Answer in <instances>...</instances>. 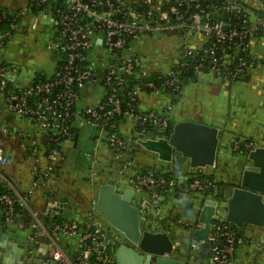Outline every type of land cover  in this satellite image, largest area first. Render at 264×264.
I'll use <instances>...</instances> for the list:
<instances>
[{
  "label": "built area",
  "instance_id": "2783aa9c",
  "mask_svg": "<svg viewBox=\"0 0 264 264\" xmlns=\"http://www.w3.org/2000/svg\"><path fill=\"white\" fill-rule=\"evenodd\" d=\"M30 6L52 10L59 35L48 49L58 54L60 61L51 77L33 79L22 86L10 79V67L0 63V92L5 103L16 116L30 120L35 127L24 135L33 143H18L22 156L32 163L33 180L27 192L15 188L4 175L2 169L12 154L0 150V178L10 186L6 191L0 189V207H5V216L13 221L15 203L31 210L29 199L37 190L45 199L40 216L32 211L35 221L29 227L33 236L27 264H35L42 243L57 264H116V246L111 239L113 233L110 234L115 229L94 209L82 222L46 223L43 218L51 216L58 207L54 194L60 180L59 164L66 160V150L73 149L81 123L87 122L96 131L97 147L102 143L108 146L118 175L128 177L134 194L140 195V208L146 219L149 197L154 202L160 190L175 187L177 181L154 177L137 165L135 146L141 140L165 138L172 128V102L160 110L142 109V90L149 88L155 95L174 94L180 91L185 72L196 77L211 72L231 81L247 78L258 58L253 39L264 34V0H31ZM30 6L15 14L9 29L0 30V47L11 39L18 28L16 19L28 15ZM2 19L0 15V22ZM152 34H173L181 41L179 58L158 80L139 77V68L143 75L148 71L143 66V56L133 48L134 41ZM199 35L204 38L200 46L188 42L187 37ZM89 87L99 93L88 102L82 101L83 92ZM127 121L136 123L130 138L121 130ZM3 131L11 134L7 128ZM247 146L250 151L259 144L253 141ZM238 147L239 142L234 149ZM99 164L94 150L89 181H99ZM197 170L202 172V168ZM214 186L215 180L209 177L195 179L190 182L189 191L193 196V192L205 193ZM238 229L232 223L214 221L209 239L193 246L211 264H233L237 248L248 241ZM62 236L77 240L78 249L72 256L60 245Z\"/></svg>",
  "mask_w": 264,
  "mask_h": 264
},
{
  "label": "crops",
  "instance_id": "0c3cea01",
  "mask_svg": "<svg viewBox=\"0 0 264 264\" xmlns=\"http://www.w3.org/2000/svg\"><path fill=\"white\" fill-rule=\"evenodd\" d=\"M30 2L31 0H0V6L10 12H17L28 6ZM55 21L51 9L42 7L36 13L31 10L18 23L15 32L19 35L12 36L4 47H0V56L10 64V79L16 85H26L33 79L48 78L54 74L60 56L50 52L48 44L57 39L59 35V27ZM39 28L42 30L37 31ZM187 40L194 46L204 43V38L200 35L196 38L187 37ZM180 46L181 41L173 34L146 35L133 42L135 51H142L140 54L143 56V66L148 72L169 71L179 58ZM45 50L50 52L54 62V71L50 75L43 68L44 61L48 59ZM253 51L257 54V62L249 71L247 80H242V83L206 72L196 78L187 79L180 91L174 94L155 95L143 92L140 96L141 108L145 110H160L167 102H172L173 110L170 114L172 123L189 120L220 129L221 140L215 167L202 168L201 173L211 174L218 184L221 183L224 186L225 197L232 190V185L237 183L240 168L246 164V156L236 153L234 145L242 140H254L259 145L264 144V34L253 39ZM93 93L97 95L99 90L92 87L85 89L82 101L88 102L96 97L90 95ZM135 127L134 121H127L122 125L121 130L127 138H130L134 134ZM4 128L10 130L11 134L5 133ZM33 130L35 127L30 120L16 116L9 109L0 92V150L12 154L10 162L3 167L2 171L9 182L21 192L29 190L33 174L31 160L22 156L18 150V143L20 140H25L27 144L33 143L31 139L28 141L24 138L25 134ZM35 140L37 144L40 143L39 139ZM88 140L90 144V150H87L88 162H91V155L94 150H97L101 164L107 168L106 171L108 173L117 171V164L108 146L102 143L97 147L94 137ZM73 149L66 150V160L59 164L60 180L54 194L56 203L62 199L65 200V205L62 206L63 213L54 210L51 216L43 217L47 222H50V218L57 220L59 217L82 222L93 209V201L97 196L93 197L90 194L96 191L101 180L91 182L88 180V175L73 171V158L78 155L73 154ZM133 153L141 170L146 169L147 172H151L161 169L162 172H170L175 177L177 176L179 190L174 187L167 190L162 189L155 201L148 204L150 208L148 217L152 216L155 224L163 223L170 233L176 247L175 257L184 260L185 264H211L207 257L201 255L199 248L193 246L192 242L191 224L197 217L195 212L202 198L200 195L203 193L193 192L192 196L189 190L180 188L184 181L192 177L193 168H190L188 163L175 168L174 163L161 161L157 154L146 150L141 145L135 146ZM75 163L80 162L75 161ZM77 166L80 167V164ZM102 178L104 182L116 184L120 191L132 188L126 176L120 177L118 174H112V176H102ZM3 181L10 188L9 183ZM206 197L213 198L210 195ZM88 200L90 204H87ZM188 202H193L195 209L188 210L184 216L183 210ZM29 204L31 210L25 207L26 213L22 214L16 222L6 219L0 207V231L4 223L8 224L9 228L22 226L26 229L30 227L35 221L32 211L40 216L45 208V199L39 190L33 192ZM220 205L223 207L226 201L221 202ZM145 221V223L150 222L149 219ZM110 232V234L114 233L112 230ZM243 235L248 241L237 248L233 264H264V227L246 225L243 228ZM60 245L71 256L78 249L75 238L62 236ZM46 254L48 255V252Z\"/></svg>",
  "mask_w": 264,
  "mask_h": 264
},
{
  "label": "water",
  "instance_id": "95a60500",
  "mask_svg": "<svg viewBox=\"0 0 264 264\" xmlns=\"http://www.w3.org/2000/svg\"><path fill=\"white\" fill-rule=\"evenodd\" d=\"M171 125L165 138L141 140L140 145L157 154L161 161L174 163L175 168L186 163L193 169L216 164L221 140L218 127L189 120ZM79 137L80 133H76L74 147H77ZM247 163L249 167L244 165L240 168L237 183L232 185L226 197V205L222 207L220 203L223 201L205 197L191 224L193 245L209 239L213 222L217 220L232 223L239 229L246 225L264 227V144L248 152ZM134 193L132 188L120 191L116 184L106 181L98 186L97 197L93 201V209L115 229L111 239L116 246V264H185L184 260L175 257L176 247L163 223H150L149 217H143L140 206L134 201ZM64 202V199L58 202L60 208L55 207V210L63 213ZM193 209L194 203L188 202L183 215ZM32 236L29 227L9 228L4 223L0 231V264H27V250L31 247ZM46 253V245L42 243L34 261L57 264Z\"/></svg>",
  "mask_w": 264,
  "mask_h": 264
},
{
  "label": "trees",
  "instance_id": "16d2710c",
  "mask_svg": "<svg viewBox=\"0 0 264 264\" xmlns=\"http://www.w3.org/2000/svg\"><path fill=\"white\" fill-rule=\"evenodd\" d=\"M29 6H30V3H29ZM42 7H39V8H37V7H35V6H30V9L33 11V12H37V10H39V9H41ZM18 12V11H17ZM16 11H14V12H10L9 10H7L6 8H4V7H1L0 6V15H1V17H3V19H2V21L0 22V30H5V29H9L10 28V26L12 25V23H13V18L15 17V14L17 13ZM4 15H5V17H4ZM22 19V16H19L17 19H16V23L18 24L19 23V21ZM15 32V31H14ZM0 63L1 64H5V65H7V66H9L10 67V64L6 61V60H4L2 57H0ZM142 68H139V70L137 71V74H139V77L141 76V77H144V78H148V79H152V80H158L160 77H162L163 76V74L165 73V72H147V75H143V72H141L142 70H141ZM136 75V74H135ZM192 78H196V76H194V75H192V74H190V73H188V72H185V73H183V75H182V85H181V87L183 86V84L185 83V81L187 80V79H192ZM248 78V77H247ZM247 78H245V79H243V81H246L247 80ZM143 88V86H141V89ZM143 92H148V93H152L151 92V89H149V88H145V89H143L142 90ZM178 92V91H177ZM162 93H169L168 91H165V90H162ZM176 93V92H175ZM254 140H242V141H237V142H239V147L237 148V149H235L236 151V153H239L240 155H244V156H246L247 154H248V152H249V147L247 146V144L248 143H251V142H253ZM44 145V144H43ZM46 145H44V147H45ZM234 147H235V145H234ZM90 165H91V162H89V164H88V169H90ZM140 169V168H139ZM104 170V169H103ZM141 170V169H140ZM197 170V169H196ZM142 172H144V173H147V171H146V169H143V170H141ZM191 174H192V177L190 178V179H188L187 181H184L183 182V184H182V186H180V188L181 189H186L187 191L189 190V184H190V182L191 181H193V180H195V179H199V180H202V179H204V178H206V177H209V178H211V179H214L213 177H212V175L211 174H207V173H201V172H199L198 170L197 171H195L194 169H193V171L191 172ZM151 175H153L154 177H161V176H163V177H165L166 179H168V180H176L177 181V176L175 177V175L174 174H172V173H170V172H162V170L161 169H158V170H153V171H151ZM0 189L1 190H3V191H6V190H9V188H8V186H7V184L6 183H4V181H3V179L1 180V178H0ZM104 181H101L100 183H103ZM223 185L220 183V184H218L216 181H215V186L213 187V188H211V189H209L208 191H206L205 193H203L202 195H204V196H202V195H200V197H202L201 198V202H200V204H199V206H197L198 208L196 209V212H195V214L197 215L198 214V210H199V208L201 207V205L203 204V201H204V199H205V197L206 196H208V195H210V196H212L213 198H215V199H217V200H220V201H226V197H225V194H224V190H223ZM167 189H169V188H166V189H163V190H167ZM174 189H177V190H179V188H178V181H177V185L174 187ZM160 191H162V190H160ZM2 208V210H3V212H4V217L7 219V217L5 216V207H1ZM24 213H26V209H25V207L23 206V205H21L19 202H17V203H15L14 204V211H13V213H12V215H11V218H12V220L13 221H18L19 220V218H20V216L22 215V214H24ZM63 220H65V218H62V217H59L56 221H63ZM73 220V219H72ZM44 221L46 222V223H51V222H53V221H55V219H51L50 218V222H47V220L46 219H44ZM233 225V224H232ZM238 231H239V233L240 234H242L243 235V229H238ZM204 246H206V243L204 244ZM201 255H203V257H207L205 254H203V253H201Z\"/></svg>",
  "mask_w": 264,
  "mask_h": 264
},
{
  "label": "rangeland",
  "instance_id": "374dc122",
  "mask_svg": "<svg viewBox=\"0 0 264 264\" xmlns=\"http://www.w3.org/2000/svg\"><path fill=\"white\" fill-rule=\"evenodd\" d=\"M40 30H42V28H39L37 31H40ZM17 35H19L18 32H15L13 34V37H17ZM45 52L48 55L47 56L48 59L44 61V65H43L44 67L43 68H45L46 71L48 72V75H50V74H52V71H54V62L52 60L53 58L50 56L51 55L50 52L47 51V50H45ZM138 52L141 53L142 51H138ZM237 81H239L240 83H242V80H237ZM99 87H100V89L103 88L102 86H99ZM90 95L97 96L96 93H93V94H90ZM85 100H87V99H85ZM79 130H80V142H81V145L85 146L86 147V150H89L90 144H89L88 138H92V137L96 136L97 133L85 121L81 123V125L79 127ZM110 154H111V151H110ZM83 160H84L83 162H85L87 159H85L83 157ZM75 164L76 163L74 161V165H73V171L74 172H77V173H80V174H83V175H85V174L88 175L89 174L88 163L86 164L85 168H80V167L77 166L78 164H76V165ZM98 169H104L105 171L107 170V168H105V166L103 164H99L98 165ZM101 181H103V180H101ZM97 192H98V188H96V191H94V193H92L90 195L93 196V197H95V196H97ZM91 196H89V197H91ZM86 197L88 198V196H86ZM89 201L90 200H88V203L87 204H90ZM85 204H86V202H85ZM148 219L150 220V223H153L152 216H149Z\"/></svg>",
  "mask_w": 264,
  "mask_h": 264
},
{
  "label": "flooded vegetation",
  "instance_id": "af4514ba",
  "mask_svg": "<svg viewBox=\"0 0 264 264\" xmlns=\"http://www.w3.org/2000/svg\"><path fill=\"white\" fill-rule=\"evenodd\" d=\"M74 150V155L75 154H78V155H76V157L75 158H73V160L74 161H79L80 163H77V164H80V168H85V166H86V164L87 163H89L88 162V160H86L85 162H83L84 160H83V157L85 158V159H87V156H88V151L86 150V147L85 146H83V145H81V142H80V140H79V143H78V146H77V148H75V149H73ZM89 150H90V148H89ZM75 151H76V153H75ZM87 151V152H86ZM72 154V157H74V155ZM98 171H99V178H98V180H103V178H102V176H104V177H106V176H112V174H114V175H117L118 173H117V171L116 170H114V171H111L110 173H108L107 171H105V170H103V169H98ZM86 175V174H85ZM98 182V181H97ZM134 201H135V203L137 204V205H139V206H141V204H140V195L139 194H136L135 196H134ZM103 217V216H102ZM103 218H105V217H103ZM111 229H113L114 230V228L113 227H111ZM35 262V261H34ZM35 264H37L36 262H35Z\"/></svg>",
  "mask_w": 264,
  "mask_h": 264
}]
</instances>
